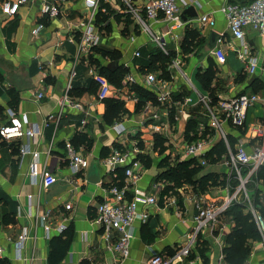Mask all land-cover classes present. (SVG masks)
Masks as SVG:
<instances>
[{
  "label": "crops",
  "instance_id": "1",
  "mask_svg": "<svg viewBox=\"0 0 264 264\" xmlns=\"http://www.w3.org/2000/svg\"><path fill=\"white\" fill-rule=\"evenodd\" d=\"M151 1L131 0V3L134 9L142 10ZM184 1L181 18L185 21L181 20L186 26L170 33L163 19L149 21L141 12L138 20L126 12L120 0H99V7L108 9V18L101 28L97 26L98 45L84 54L78 44L77 23L88 13L84 0L69 2L65 18H46L27 7L21 8L13 18L0 14V127L8 122L10 109L29 125H36L40 132L30 140L0 139V247L4 250L0 264H49L50 256L53 260L61 257L58 264H147L155 254L170 258L171 264H226L225 236L234 223L224 213L211 228L198 233L187 257L179 255L194 235L197 205L220 206L234 195L237 187V184L231 186L229 178L233 170L228 163L227 146L219 133L208 128L206 105L212 106L209 94L195 79L199 70L209 67L211 60L216 77L211 88L217 100L263 93V76L249 75L246 66L249 56L256 58L258 69L264 64V35L247 31L243 43L233 39L220 12L227 0ZM250 1L234 0L239 4ZM185 10L187 13H183ZM202 16L212 19L214 27H201ZM189 29L199 33L203 45L192 46L185 55L184 40ZM212 33L222 36L216 46L226 56L224 63H218L208 48ZM153 38H160L164 49ZM242 45L249 51L240 59ZM174 62L178 63L177 70L172 69ZM117 67L128 73L119 87L109 83L108 97L99 101L93 76L102 73L106 77ZM171 71H175V76L170 78ZM149 74L161 83L147 84ZM259 86L262 89L257 92ZM9 92L18 97L14 106L9 105ZM143 93L152 100L144 99ZM38 94L42 98L38 99ZM157 95H168L167 102L159 104ZM65 96L80 107L63 106ZM111 102L123 105L125 112L118 118H105ZM153 114L157 115L156 120L152 119ZM51 116L54 118L48 121ZM192 117H197L199 122L185 137ZM263 117L264 107L259 101L250 112V121L256 125ZM199 125L204 129L203 136L212 140L205 155L220 141L226 147V153L215 163L205 155V165H200V159L183 156L186 143L198 137ZM119 128L123 129L121 133ZM222 131L232 151L239 145L250 151L259 143L250 131L237 129L230 123H222ZM156 139L164 141L162 150L156 146ZM67 142L86 158V170L75 174L70 169ZM20 147L28 152L21 155ZM118 150L129 153V162H139V169H135L139 179L134 187L158 199L155 206H138V213H146L147 218L133 221L129 257L124 260H119L104 242L103 229L94 221L97 205L110 197L108 189L118 182L115 172L103 160ZM34 153L38 154L36 159ZM186 160H194L201 166L196 179L212 174L216 183L203 193L190 185L176 196L168 191L165 196L175 199V205H168L162 197L169 184L158 177L168 167ZM34 163L39 170L46 169L55 177L52 186L44 188L40 180L31 179L29 173ZM119 169L124 168L116 171ZM235 176L234 171V180ZM256 177L247 184L250 186L247 193L250 201L258 197L254 207L264 217V183ZM126 197L132 199V188ZM240 200L238 195L235 201ZM24 234L26 237L21 241ZM112 236L117 237V233L113 231ZM198 242L202 244L200 247ZM246 261L264 264V234H260L259 241L251 243Z\"/></svg>",
  "mask_w": 264,
  "mask_h": 264
},
{
  "label": "built area",
  "instance_id": "2",
  "mask_svg": "<svg viewBox=\"0 0 264 264\" xmlns=\"http://www.w3.org/2000/svg\"><path fill=\"white\" fill-rule=\"evenodd\" d=\"M73 0H1L0 14L2 16L13 18L19 13L23 7L34 8L41 16L46 18H65L68 15V4ZM124 5L127 13L139 20V15L142 12L145 18L149 21H158L163 19L169 25V32L181 30L186 24L181 20V5L185 4L184 0H152L142 10H136L132 7L131 0H120ZM84 6L88 13L84 17H80L78 23V32L80 40L78 42L80 52L88 53L93 47H96L99 42L98 27L95 24V18L99 11L105 12L99 7V0H84ZM227 21L228 34L233 38L243 43L245 33L247 31L256 32L264 35V0H252L246 4L235 3L234 0H227V3L220 9ZM142 24V22L140 21ZM201 27H214V21L208 16L199 18ZM168 32V33H169ZM222 37V36H221ZM152 41L164 49V43L160 38H153ZM221 38L217 41L220 44ZM243 51L239 53V58L242 59L248 55L249 48L242 45ZM218 63H224L226 56L223 50L218 45L211 51ZM173 70L178 69V63L174 62ZM247 73L251 76L261 74L264 84V64L258 69L256 58L250 57L247 60ZM98 87L97 99L104 101L110 93V85L107 79L99 74L93 76ZM130 80V79H129ZM146 82L149 85L159 84L160 80L154 75H147ZM168 95H157L155 97L159 104H165L168 100ZM38 99L42 98L38 94ZM132 99L137 102V98L132 96ZM262 102L264 107V90L261 94H242L230 99H219L214 105H206L208 114V128L219 133L224 140L228 149V163L234 168L238 185L235 188L234 195L224 204L216 206L214 203L198 204L197 214L194 217V235L191 237L189 244L179 251V255L187 257L191 246L195 243L196 236L205 228H211L218 220L219 216L224 213L229 205L236 200L237 196L244 197V203L252 214L257 225L259 234H264V217L260 215L254 205L251 203L248 193L247 184L252 178H255L258 171L264 165V117L262 120L253 125L250 121V112L256 105ZM62 105L79 108V104L72 103L67 96L64 97ZM149 106L145 111H148ZM8 122L0 127V138L5 141H16L20 139H34L39 135V130L36 125H29L25 118L18 117L12 110L8 109ZM54 117H49L52 120ZM157 115H152V119L156 120ZM230 123L233 127L251 132L253 139H258L259 143L250 151H247L243 145H239L235 150H231L226 136L222 131V123ZM197 128V138L192 142L186 143L183 150V156L187 159H200V165H205L203 156L209 147L212 140L210 137L203 136V127ZM123 129L119 128V133ZM155 130V129H154ZM156 131V130H155ZM66 155L69 159V167L76 174L88 167V162L85 157L78 153L70 142L65 144ZM27 149L20 147V154L27 153ZM34 159L38 154H33ZM130 155L127 151H114L108 158L103 160V164L108 167L113 173L117 168H124V180H128V184L121 188L116 185L110 186L108 193L110 197L99 203L95 210L94 221L103 229L102 238L107 245H110L115 255L119 260H124L129 257L130 241L132 238L130 231L131 225L135 219L146 220V213H138V206H155L158 199L154 195L140 190L135 186L139 179V174L135 169H139L138 160L128 159ZM247 169V174L242 175L241 169ZM33 181L40 180L44 188L52 186L56 179L46 169L39 170L34 163L29 173ZM129 188L133 189L132 199H127ZM163 201L168 205H175V199L171 196H163ZM70 206H67L69 209ZM46 230H49L46 228ZM60 230H62L60 228ZM117 233V237L112 236V232ZM25 234L20 237V240L25 239ZM17 243L16 246H20ZM4 250L0 247V261L3 258ZM178 259V256H177ZM147 264H171V259L155 254L150 257ZM243 264H249L245 261Z\"/></svg>",
  "mask_w": 264,
  "mask_h": 264
},
{
  "label": "trees",
  "instance_id": "3",
  "mask_svg": "<svg viewBox=\"0 0 264 264\" xmlns=\"http://www.w3.org/2000/svg\"><path fill=\"white\" fill-rule=\"evenodd\" d=\"M104 13V12H103ZM108 13V9L105 10L104 14ZM103 21H101L100 20ZM108 18L107 16H103L102 12L99 11L97 18H96V25L101 28L104 25V21ZM118 17H115V20H118ZM108 30V28H106ZM184 53L187 55L191 52L192 46L194 47H201L203 45L202 38L199 36V33L196 30L189 29L186 31L185 40H184ZM195 42V44H193ZM105 56L109 55V53L103 54ZM116 55V54H110ZM128 71L122 67H117L110 75L103 76L107 79L108 83L119 87L123 77L127 74ZM165 73V72H164ZM215 77V64L209 60V67L204 71H198L196 75V80L202 86L203 90L209 94L210 100L212 105H214L218 100V97L215 93L214 88H211L212 84L214 83ZM217 85V84H216ZM262 87H258L257 92H260ZM255 93V92H254ZM144 99L152 100L150 97H147L144 93ZM10 102L9 105L14 106L18 102V97L13 92H9ZM124 108L123 105L119 102H111L107 105V110L105 114V118L107 116H111L112 118H118L121 114H123ZM199 119L197 117H192L187 124V129L185 132V137H188L190 131H193L196 124H198ZM1 139V138H0ZM157 147L162 148V143L164 141L156 139ZM232 147V146H231ZM226 153V147L222 141L217 143L208 154L205 155L206 159L212 163H215L220 160V157ZM209 158V159H208ZM165 163V161L163 162ZM124 170L119 169L115 170L116 179L115 184L118 188L123 187L124 181ZM201 171V166L197 164L194 160H186L182 162H177L175 165L168 167L166 171L161 174L158 179L167 181L169 186L164 190L163 194L166 195L168 191H172L174 186L189 184L190 186H196L200 192H206L209 186H212L216 183V177L212 174L205 175L200 179H196L198 173ZM257 180H262L264 183V170L260 168L256 175ZM237 184V182H236ZM128 199V198H127ZM251 203L253 205L258 204V197L256 196ZM224 215L228 217L233 223L234 226L232 230L225 236V243L227 245L226 248L223 249L224 261L226 264H243L251 251V243L255 241H259L260 234L255 223V220L248 210L247 205L244 201H233L227 210L224 212ZM200 247V242H198ZM199 253L202 254L203 251L199 248ZM61 257L58 259H52L50 256V263L49 264H58Z\"/></svg>",
  "mask_w": 264,
  "mask_h": 264
},
{
  "label": "rangeland",
  "instance_id": "4",
  "mask_svg": "<svg viewBox=\"0 0 264 264\" xmlns=\"http://www.w3.org/2000/svg\"><path fill=\"white\" fill-rule=\"evenodd\" d=\"M197 57V56H196ZM162 73V72H161ZM169 74V73H168ZM170 76V78H171V76H175V71H171V75H169ZM196 80V79H195ZM193 94H194V97H197V95H196V93L195 92H193ZM258 105V104H257ZM256 105V106H257ZM231 167V166H230ZM230 169H232L233 170V172H230L229 173V178H230V180H231V186L233 187L235 184H236V182H237V180L235 179L234 180V178H232V176L234 175V168L233 167H231ZM241 171V173H242V175L243 176H245L247 173V169L245 168V172H244V170H240ZM237 185H238V183H237ZM190 188L189 187V184H184V185H179V186H174L173 187V189H172V193H173V195L174 196H176V194H180V193H182L183 191H186V188ZM249 187V188H248ZM192 189H193V186H192ZM246 189H247V191L250 189V186H247L246 187ZM188 191V190H187ZM249 192V191H248ZM249 194V196H250V193H248ZM241 201H244V197L243 196H241Z\"/></svg>",
  "mask_w": 264,
  "mask_h": 264
},
{
  "label": "water",
  "instance_id": "5",
  "mask_svg": "<svg viewBox=\"0 0 264 264\" xmlns=\"http://www.w3.org/2000/svg\"><path fill=\"white\" fill-rule=\"evenodd\" d=\"M188 10H191V9H188ZM183 13H187V10H185V12H183ZM183 15V14H182ZM181 15V17H183ZM183 21H185V18H181ZM221 38V36L220 35H218V34H215V33H212L211 34V37H210V41L208 42V48L210 49V50H213L214 49V47L216 46V43H217V41L219 40ZM205 123V122H204Z\"/></svg>",
  "mask_w": 264,
  "mask_h": 264
}]
</instances>
